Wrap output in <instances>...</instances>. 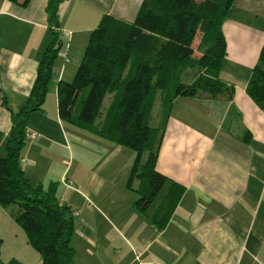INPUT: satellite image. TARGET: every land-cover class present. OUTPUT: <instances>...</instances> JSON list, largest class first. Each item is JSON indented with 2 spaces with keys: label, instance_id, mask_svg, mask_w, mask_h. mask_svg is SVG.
<instances>
[{
  "label": "crops",
  "instance_id": "crops-1",
  "mask_svg": "<svg viewBox=\"0 0 264 264\" xmlns=\"http://www.w3.org/2000/svg\"><path fill=\"white\" fill-rule=\"evenodd\" d=\"M141 1L67 0L59 6V30L71 36L69 42L61 37L49 92L27 122L22 170L32 186L57 183V198L73 210L75 231L90 256L98 254L99 264H264V109L246 91L264 43V0H234L223 24L226 56L220 76L232 88L231 97L174 102L156 170L184 193L162 230L133 207L137 195L126 181L134 154L58 116L57 83L72 81L100 17L132 21ZM46 3L30 0L22 7L0 0V132L5 136L11 127L6 107L16 112L25 104L51 40ZM9 209L0 207V254L4 230H10L6 263L25 264L22 252H29L40 264L26 238L18 240L19 226Z\"/></svg>",
  "mask_w": 264,
  "mask_h": 264
},
{
  "label": "trees",
  "instance_id": "trees-1",
  "mask_svg": "<svg viewBox=\"0 0 264 264\" xmlns=\"http://www.w3.org/2000/svg\"><path fill=\"white\" fill-rule=\"evenodd\" d=\"M5 1L22 7L30 2ZM65 1L47 0L51 40L25 104L16 112L6 107L11 127L6 136L0 132V207H17L14 220L40 264H74L75 258L74 213L57 198V183L32 186L21 167L27 122L41 110L49 92L61 37L70 40V32L65 36L67 31L59 30L58 10ZM233 2L142 0L132 21L104 13L89 35L72 81L56 86L61 121L134 154L126 188L137 195L133 207L159 230L184 193L183 186L156 170L175 100L230 98L233 91L220 76L226 56L223 24ZM246 91L264 109V43ZM158 95L160 110L153 118ZM5 264L22 263L11 259Z\"/></svg>",
  "mask_w": 264,
  "mask_h": 264
},
{
  "label": "rangeland",
  "instance_id": "rangeland-1",
  "mask_svg": "<svg viewBox=\"0 0 264 264\" xmlns=\"http://www.w3.org/2000/svg\"><path fill=\"white\" fill-rule=\"evenodd\" d=\"M107 104H108V100L105 99L104 104H103V108H102V112L105 111ZM159 110H160V96L158 95L156 97L154 108H153V113H152L153 118H155L157 116ZM153 122H154V119H153ZM10 208H11V209H9L10 212L11 211L15 212L17 210L16 206H12ZM3 221L4 220H2V225H4ZM18 228H19L18 230H20V235L18 236V240L20 239V240L24 241L25 240L24 239L25 234L20 227H18ZM8 231L11 233L10 230H4V232H7L6 234L8 237L6 236L7 240L5 241L4 249H3L2 253L0 254V263L1 264H5L7 261L6 257L9 258L11 255V252H7L10 250V247L8 245L11 244V242L10 243L8 242V239L10 238V241H11V238H13L14 236L13 235L9 236L10 234H8ZM71 246L75 250L74 264H99V260L97 258L98 254L94 253V251L91 250L94 254H92L90 256V254L88 253V248H87L88 246L81 241L80 235L77 231H74L72 241H71ZM29 250L31 252L32 249H29ZM13 252H15V251H13ZM32 252L35 254V251L32 250ZM22 255H23L22 257H23V261L25 262V264H36L35 259H34V261L32 260L31 254L29 252H25V253L22 252Z\"/></svg>",
  "mask_w": 264,
  "mask_h": 264
},
{
  "label": "built area",
  "instance_id": "built-area-1",
  "mask_svg": "<svg viewBox=\"0 0 264 264\" xmlns=\"http://www.w3.org/2000/svg\"><path fill=\"white\" fill-rule=\"evenodd\" d=\"M64 34H65V36H68V35H69L68 32H65ZM29 137H30V138H33V139H36V138L38 137V135H37V134H34V133H30V134H29ZM23 162H24V160L21 159V163H22V164H23Z\"/></svg>",
  "mask_w": 264,
  "mask_h": 264
},
{
  "label": "water",
  "instance_id": "water-1",
  "mask_svg": "<svg viewBox=\"0 0 264 264\" xmlns=\"http://www.w3.org/2000/svg\"><path fill=\"white\" fill-rule=\"evenodd\" d=\"M1 264V263H0Z\"/></svg>",
  "mask_w": 264,
  "mask_h": 264
}]
</instances>
